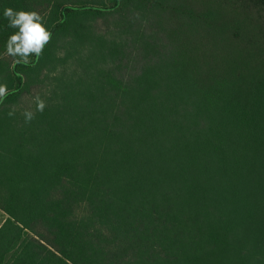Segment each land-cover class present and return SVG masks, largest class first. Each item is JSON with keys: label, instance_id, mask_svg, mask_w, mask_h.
Returning <instances> with one entry per match:
<instances>
[{"label": "trees", "instance_id": "obj_1", "mask_svg": "<svg viewBox=\"0 0 264 264\" xmlns=\"http://www.w3.org/2000/svg\"><path fill=\"white\" fill-rule=\"evenodd\" d=\"M91 1L0 0V264H264V0Z\"/></svg>", "mask_w": 264, "mask_h": 264}, {"label": "clouds", "instance_id": "obj_2", "mask_svg": "<svg viewBox=\"0 0 264 264\" xmlns=\"http://www.w3.org/2000/svg\"><path fill=\"white\" fill-rule=\"evenodd\" d=\"M4 18L8 21L7 27L17 29L6 40L5 55L12 58L15 64H29L31 57L39 58L43 54L45 46L50 42L52 33L45 27L41 15L36 11L14 10L6 7L3 11ZM9 95V89L5 83H0V104ZM35 111L25 110L22 115L24 122L30 123L35 119L37 112L43 113L47 103L39 94L34 96ZM7 115L15 116V110H10Z\"/></svg>", "mask_w": 264, "mask_h": 264}, {"label": "rangeland", "instance_id": "obj_3", "mask_svg": "<svg viewBox=\"0 0 264 264\" xmlns=\"http://www.w3.org/2000/svg\"><path fill=\"white\" fill-rule=\"evenodd\" d=\"M96 1V0H95ZM85 2H89V3H92V1L91 0H85ZM101 2L104 4V5H109L110 4V0H101ZM100 22V21H99ZM61 44L62 43H60L59 42V46H61ZM63 51H64V48H61V52L63 53ZM8 62H9V60H2V61H0V83H5V82H7V80L5 81V76H6V74H5V68H6V66L8 65ZM73 64H72V61H71V59L68 61V64H67V67H71L70 69H72L73 68V66H72ZM47 69V68H46ZM7 86H8V83H5ZM29 101V97H27V96H24V97H22L21 98V101H20V103L21 104H16V105H13V106H15L14 107V109H19V108H21L22 110H24L25 111V107H29L30 106V103L28 102ZM12 108V107H11ZM21 110V111H22ZM5 218H6V215L3 213V212H1L0 211V225L3 223V221L5 220Z\"/></svg>", "mask_w": 264, "mask_h": 264}]
</instances>
